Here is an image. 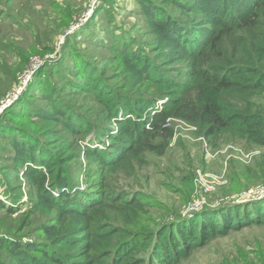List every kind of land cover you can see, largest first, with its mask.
<instances>
[{"label":"trees","instance_id":"16d2710c","mask_svg":"<svg viewBox=\"0 0 264 264\" xmlns=\"http://www.w3.org/2000/svg\"><path fill=\"white\" fill-rule=\"evenodd\" d=\"M137 1L147 42L135 50V40L128 48V39L119 35L109 46L120 66L116 77L151 85L155 94L123 98L107 84L102 65L87 60L84 69L72 54L73 76L59 66L47 67L57 82L40 77V92L27 90L20 99L22 107L23 100L29 105L15 111L18 118L0 115V135L10 155H0L1 164L9 162L6 173L0 170V187L2 175L8 182L21 178L35 195L34 208L52 213L35 231L38 243L2 237L0 264H180L219 236L264 223V200H256L224 202L173 225L155 220L147 225L149 192L125 190L109 179L118 169L133 175L132 155L171 138L170 117L198 125L208 136L234 134L264 150V109L252 99L264 95V0ZM80 91L98 105L94 115L102 122L78 119L55 104L56 94ZM38 101L52 110L37 111ZM35 116L60 123L61 132L81 142L78 153L96 167L88 190L76 188L69 177L73 154L68 153L75 144L66 148L37 140ZM17 207L6 209L12 215Z\"/></svg>","mask_w":264,"mask_h":264},{"label":"rangeland","instance_id":"374dc122","mask_svg":"<svg viewBox=\"0 0 264 264\" xmlns=\"http://www.w3.org/2000/svg\"><path fill=\"white\" fill-rule=\"evenodd\" d=\"M144 26L137 0H0V87L3 92L0 115L6 112L4 117L18 118L15 111L29 105L23 100L22 107L20 99L27 95V90L34 94L40 92L38 86L43 83L40 77L57 82L46 71L47 67L59 66L73 76L72 54L78 55L76 64L84 65V69L87 60L94 67L102 65V74L109 80L107 84L123 98L155 94L157 91L151 85H138L116 77L120 66L109 46L123 35L128 39V48L136 43L135 50L141 48L149 38ZM134 40L136 43L132 45ZM68 46L70 49L65 52ZM7 77L14 79L9 81ZM252 99L264 109V95ZM54 101L61 108L69 109V114L74 112L78 119L84 115L88 122H102L94 115L98 105L84 91L73 96L56 94ZM34 104L37 111L52 110L46 102ZM34 119L37 120V116ZM168 121L173 129L170 139H157L155 145L130 157L128 165L134 164L133 175L129 174V169L127 172L115 170L110 176L107 173L112 182L125 190L149 192L153 203L151 217L143 223L153 225L155 220L173 225L224 202L264 200L262 147L234 134L208 136L201 127L181 118L170 117ZM60 128V123L56 126L39 118L36 138L51 146L70 148L75 144L68 153L73 154L69 161V177L76 188L86 191L96 167L78 153L81 142L61 132ZM6 143L0 135V155L10 156L5 151ZM164 143H167L165 148ZM1 162L0 170L6 173L9 162ZM2 178L0 239L6 237L20 244L38 243L40 234L35 231L52 213L34 208L35 195L23 179L13 176L8 182L4 175ZM4 192L7 197L2 195ZM13 205L18 207L16 213L10 215L6 207ZM180 264H264V223L219 236L198 247Z\"/></svg>","mask_w":264,"mask_h":264}]
</instances>
